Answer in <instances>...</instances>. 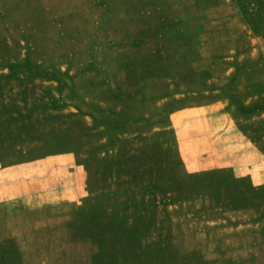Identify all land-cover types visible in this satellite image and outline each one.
<instances>
[{
  "label": "rangeland",
  "instance_id": "obj_1",
  "mask_svg": "<svg viewBox=\"0 0 264 264\" xmlns=\"http://www.w3.org/2000/svg\"><path fill=\"white\" fill-rule=\"evenodd\" d=\"M0 264H264V0H0Z\"/></svg>",
  "mask_w": 264,
  "mask_h": 264
}]
</instances>
